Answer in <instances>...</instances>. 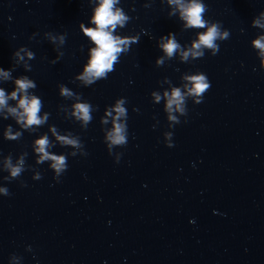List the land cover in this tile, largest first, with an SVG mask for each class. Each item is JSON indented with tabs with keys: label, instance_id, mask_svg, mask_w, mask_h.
<instances>
[{
	"label": "water",
	"instance_id": "water-1",
	"mask_svg": "<svg viewBox=\"0 0 264 264\" xmlns=\"http://www.w3.org/2000/svg\"><path fill=\"white\" fill-rule=\"evenodd\" d=\"M199 2L209 27L230 32L216 41L217 55L205 48L182 59L207 28L186 27L168 0H120L130 19L113 34L139 42L107 79L85 87L75 77L96 47L84 30L96 27L100 0H0V67L12 73L0 87L10 94L28 76L40 115L49 114L26 131L0 111V188L10 193H0V264H264V56L254 43L264 27L253 24L264 25V0ZM169 33L180 45L173 57L159 47ZM200 73L211 88L196 104L185 77ZM59 85L75 95L61 96ZM174 88L185 94V114L174 111L180 123L170 127L164 93ZM117 99L127 100L128 142L109 155L106 113ZM77 102L92 104L87 128L72 115ZM9 125L18 140L4 138ZM53 129L81 147L61 145ZM44 135L47 151L67 158L59 182L50 160L37 163ZM9 156L14 165L25 160L18 179H5Z\"/></svg>",
	"mask_w": 264,
	"mask_h": 264
},
{
	"label": "clouds",
	"instance_id": "clouds-1",
	"mask_svg": "<svg viewBox=\"0 0 264 264\" xmlns=\"http://www.w3.org/2000/svg\"><path fill=\"white\" fill-rule=\"evenodd\" d=\"M120 3V0H100V4L95 10V14L92 19V23L96 25L94 29H85V33L95 43L96 47L91 49V55L86 65L83 66L82 74L75 77L83 83L85 87L91 86L101 79H107L108 75L115 71V65L119 63L118 56L121 53L130 50L132 44L138 43V38H127L116 36L115 32L117 26L124 27L130 17L125 14L121 7H116ZM169 4H174L180 11L181 18L186 22L185 26L190 28H207L206 32L199 33L198 39L192 43V46L187 51L182 52V59L187 60L189 56L198 58L204 56V49H211V55L215 56L219 52V44L217 40H226L230 36V32L220 31L219 23H212L209 27V22L203 18L205 12V5L199 2V0H168ZM174 14V13H173ZM264 16V12L261 13ZM254 25H261L259 20L253 21ZM83 27V25H81ZM66 35L60 38L61 43L66 42ZM172 37V34H168ZM52 43H55V38L51 37ZM160 48L163 49L168 57H173L177 50L180 49V45L176 42L175 38L161 37ZM166 41V42H165ZM256 48L261 50V55L264 56V36L259 37L254 41ZM21 52H25L29 59H34L35 56L32 52H28L26 49H21ZM20 61L24 60V56L20 55V52L15 54ZM53 61L52 63H56ZM157 64L162 63V59L156 62ZM27 67V66H26ZM30 71V67L28 68ZM0 78L8 81L12 78L11 71H5L4 68L0 67ZM185 79L191 84V88L188 89V94L197 97L195 99L196 104H200L203 101L204 94H206L210 88L211 83L204 73L197 75L186 76ZM15 90L10 94H6L5 90L0 87V111L6 109L8 115L15 118L16 123L24 130H30L32 126H40L46 123L48 120V113L43 116L40 115L43 108V101L37 95L29 94V89H35L36 83L28 76H21L19 79L14 81ZM59 94L65 98H71L75 95L69 88L64 85H59ZM187 87V85H185ZM155 100L159 102L161 96L157 93H152ZM164 97L167 98L166 111L169 113L168 119L173 123L170 127L179 124L180 121L175 115H172L174 111H179L182 115L185 114L183 107L185 102V94L182 93L180 88H174L171 93H164ZM16 101V107H9L8 101ZM127 103L126 99H117L114 106H108L107 116L111 117L113 128L106 135L108 143L107 149L109 155L112 154L113 146H126L128 130H127V109L125 107ZM133 111H138L133 109ZM92 104L89 102H77L74 105L72 115L77 120L83 122V126L87 128L88 124L92 121ZM113 112L115 115H113ZM6 115L4 119H7ZM123 118V121H122ZM103 123H108L107 120H102ZM187 122V121H185ZM53 135L61 143V145L72 146L73 148H80L81 144L77 138H71L66 135H59L53 129ZM172 133H165L166 139L172 136ZM22 136L21 132L13 133L12 127L9 125L5 129L4 138L10 141L18 140ZM35 151L39 155L37 163H43L46 160H50L52 163L50 168L54 170V179L59 182V178L67 170L68 163L65 155H53L50 154L47 149L51 146L47 135L42 136L40 139L35 141ZM166 146L171 148L174 147L172 142H167ZM72 155H76L75 152ZM87 155V153H85ZM122 155V154H121ZM119 158L116 162H119ZM6 170L10 173V177L5 179H18L21 174L25 171V160L23 156L14 165L12 163L11 156L6 160ZM34 180L41 179L39 173L33 177ZM0 193L5 196L10 195L7 188H0Z\"/></svg>",
	"mask_w": 264,
	"mask_h": 264
}]
</instances>
